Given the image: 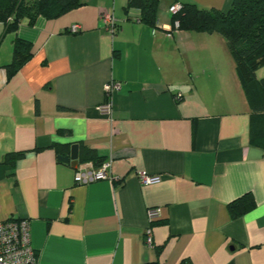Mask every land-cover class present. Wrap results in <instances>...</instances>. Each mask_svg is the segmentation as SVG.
<instances>
[{"label": "crops", "instance_id": "crops-1", "mask_svg": "<svg viewBox=\"0 0 264 264\" xmlns=\"http://www.w3.org/2000/svg\"><path fill=\"white\" fill-rule=\"evenodd\" d=\"M126 1L81 0L15 32L0 22V221H29L38 264H264V149L250 144L251 105L224 38L174 30L169 12L232 0H158L156 28ZM15 37L32 55L8 76ZM110 80L120 88L109 97ZM74 143L78 164L82 147L111 157L110 179L76 184L58 159ZM246 193L255 206L231 218L228 203Z\"/></svg>", "mask_w": 264, "mask_h": 264}, {"label": "trees", "instance_id": "trees-1", "mask_svg": "<svg viewBox=\"0 0 264 264\" xmlns=\"http://www.w3.org/2000/svg\"><path fill=\"white\" fill-rule=\"evenodd\" d=\"M82 5L81 0H0V22L5 32H15L26 20L33 25L39 16L46 19L61 15ZM139 10L138 20L156 28L158 0H127L123 9ZM188 32L219 33L234 62L246 99L251 105L250 144L264 149V77L256 78V70L264 65V0H232L226 10L202 9L193 3H182L171 14V25ZM81 30V29H80ZM76 33V32H72ZM12 60L6 65L8 76L32 55L31 44L15 37ZM102 162L96 151L82 147L79 163ZM255 206L252 195L246 193L227 205L231 218H237Z\"/></svg>", "mask_w": 264, "mask_h": 264}, {"label": "built area", "instance_id": "built-area-1", "mask_svg": "<svg viewBox=\"0 0 264 264\" xmlns=\"http://www.w3.org/2000/svg\"><path fill=\"white\" fill-rule=\"evenodd\" d=\"M180 8V4L175 3L169 7L171 14L175 13ZM101 19L105 29L113 35L116 31V20L112 14L103 13ZM178 24L174 23V30H177ZM81 27L78 24L72 25L70 31L78 32ZM171 37V33L168 34ZM106 96H111L120 88L118 81L110 80L104 85ZM98 106L99 111L110 116L112 104L109 100ZM181 94L177 93L175 99H180ZM111 157L102 161L99 165H94L93 162L87 161L77 164L74 170L73 179L76 184H89L94 181L110 179L109 170L111 166ZM142 182L155 183L160 180L158 175L141 174ZM155 209L148 210V217L152 220L156 216ZM145 243L152 244V233L150 227L146 228ZM0 264H38L35 250L30 240V226L27 219H6L0 221Z\"/></svg>", "mask_w": 264, "mask_h": 264}, {"label": "water", "instance_id": "water-1", "mask_svg": "<svg viewBox=\"0 0 264 264\" xmlns=\"http://www.w3.org/2000/svg\"><path fill=\"white\" fill-rule=\"evenodd\" d=\"M58 159L64 163H69L71 167L75 168L78 164V145L76 143L70 146L69 155H59Z\"/></svg>", "mask_w": 264, "mask_h": 264}]
</instances>
